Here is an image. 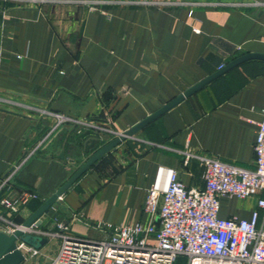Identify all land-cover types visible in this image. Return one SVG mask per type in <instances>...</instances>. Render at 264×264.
<instances>
[{"label": "crops", "instance_id": "0c3cea01", "mask_svg": "<svg viewBox=\"0 0 264 264\" xmlns=\"http://www.w3.org/2000/svg\"><path fill=\"white\" fill-rule=\"evenodd\" d=\"M62 1L75 3L0 0V178L52 125L43 111L124 133L221 67L249 54L264 56V0ZM263 118L264 60L251 59L103 157L57 212L42 217L39 230L55 231L59 219L78 237L101 239L97 224H148L144 206L159 167L177 170L196 192L205 190L199 158L255 170ZM83 134L66 125L38 157L21 164L3 196L27 190L39 199L21 216L0 208L5 218L24 224L114 138L96 130ZM93 139L98 143L87 153ZM260 200L264 190L243 200L224 197L219 215L250 220L259 212L263 227ZM74 215L82 220L73 221Z\"/></svg>", "mask_w": 264, "mask_h": 264}, {"label": "built area", "instance_id": "2783aa9c", "mask_svg": "<svg viewBox=\"0 0 264 264\" xmlns=\"http://www.w3.org/2000/svg\"><path fill=\"white\" fill-rule=\"evenodd\" d=\"M29 1L38 5L75 3ZM102 4L105 3H98ZM42 114L53 121L52 125L30 148L22 162L0 178V208L10 217L21 216L31 200L39 199L37 194L27 190L3 196L13 187L21 164L38 157L64 126L72 125L78 134H83L85 130L106 132L116 137L123 134L50 111H43ZM258 126L254 146L255 170L231 166L208 157L199 158L204 168L205 190L196 192L180 180L177 170L159 167L144 206L145 213L150 217L148 224H97L96 229L104 233L103 238L85 239L72 234L71 224L59 219L54 220L55 231H41L36 225L24 229L23 224L10 221L0 213V232L12 235L17 230H24L48 241L60 239L59 253L50 264H264V226H259V212H255L250 220L223 219L219 215L222 198L243 200L264 190V118ZM186 155V160H190L192 155ZM63 201L64 196L52 209L57 212V205ZM259 206L264 209V200H260ZM72 220H82V217L74 215ZM18 248L30 258L41 255V249L21 241Z\"/></svg>", "mask_w": 264, "mask_h": 264}, {"label": "water", "instance_id": "95a60500", "mask_svg": "<svg viewBox=\"0 0 264 264\" xmlns=\"http://www.w3.org/2000/svg\"><path fill=\"white\" fill-rule=\"evenodd\" d=\"M251 59H260L264 60V56L257 55V54H249L246 56H242L226 67L220 69L217 73L209 76L208 78L204 79L203 81L199 82L195 86L188 89L186 92L163 106L160 110L155 112L154 114L150 115L142 122L134 126L133 128L124 132L121 136L111 140L106 145L101 147L97 152L90 156V158L83 163L75 172L74 174L66 181V183L57 190L50 198L46 199L41 207L34 213L32 216L26 220L23 224L24 229H30L33 225L40 226L42 217L54 206L58 203L60 197H63L85 174H87L92 167L99 162L103 157L111 153L114 149L118 146L123 144L129 139L134 138L139 132L145 129L148 125L152 124L153 122L157 121L167 112L184 102L186 99L192 97L213 81L218 79L228 70L248 61ZM98 143L97 140L93 139L86 145V152L89 153L91 149H93L96 144ZM63 158V155L61 156ZM24 242L31 247L36 249H41L48 243L47 238L37 237L35 235L27 234L24 230H17L14 234L8 235L4 232H0V264H22L25 261L24 254L18 248V242Z\"/></svg>", "mask_w": 264, "mask_h": 264}, {"label": "rangeland", "instance_id": "374dc122", "mask_svg": "<svg viewBox=\"0 0 264 264\" xmlns=\"http://www.w3.org/2000/svg\"><path fill=\"white\" fill-rule=\"evenodd\" d=\"M78 135H81V134H78ZM110 136H113L114 137L113 139L117 138L113 134H111ZM82 161L83 160H81L79 162L81 163ZM79 162H77V164L75 166H78ZM85 162H83V163H85ZM60 245H61L60 239H49L48 243L44 247L41 248V255L40 256L35 257V258H30L28 255H24L25 261L22 264H50L57 257L59 250H60Z\"/></svg>", "mask_w": 264, "mask_h": 264}, {"label": "trees", "instance_id": "16d2710c", "mask_svg": "<svg viewBox=\"0 0 264 264\" xmlns=\"http://www.w3.org/2000/svg\"><path fill=\"white\" fill-rule=\"evenodd\" d=\"M83 135H87V134H83Z\"/></svg>", "mask_w": 264, "mask_h": 264}]
</instances>
